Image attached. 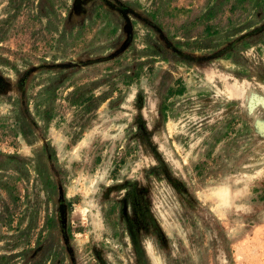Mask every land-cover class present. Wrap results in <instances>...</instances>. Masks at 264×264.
Returning a JSON list of instances; mask_svg holds the SVG:
<instances>
[{
    "label": "rangeland",
    "instance_id": "374dc122",
    "mask_svg": "<svg viewBox=\"0 0 264 264\" xmlns=\"http://www.w3.org/2000/svg\"><path fill=\"white\" fill-rule=\"evenodd\" d=\"M6 1L0 264H264V0Z\"/></svg>",
    "mask_w": 264,
    "mask_h": 264
},
{
    "label": "flooded vegetation",
    "instance_id": "af4514ba",
    "mask_svg": "<svg viewBox=\"0 0 264 264\" xmlns=\"http://www.w3.org/2000/svg\"><path fill=\"white\" fill-rule=\"evenodd\" d=\"M58 2H60V0H58ZM74 9H75V15L76 16H80V17H87L90 15V11H91V6L95 5L96 11L94 14V20H97L101 17H107V11L104 14L100 13V10H108L112 13V15L117 16V18L120 21L126 22L127 24H129V14L130 12H132L131 8H132V3L130 0H74ZM50 3V0H7L5 5H4V9L3 11H11V12H15L16 9L20 6H35V13L38 16H42L43 14L45 15H49L48 10L50 9L47 4ZM8 16V15H7ZM5 17V20H8V17ZM62 17L65 18V14H62ZM62 24V38L64 36V26H65V22L64 19H62L61 21ZM85 25L82 24L81 25V29L84 28ZM113 30V28L111 29ZM114 31V30H113ZM60 37V36H59ZM166 47L170 49L171 52H173L175 55L178 54V51L175 49V47L170 46L168 43H166ZM70 67H72V65H69L67 63H59V62H48V63H44L43 65H41V69H45L47 71H51V70H58V75L60 74L59 71H61V73L65 72V70L69 69ZM32 72V70H28L24 73V79H22L20 81V89H24L27 79L30 75V73ZM63 79V78H62ZM60 82H62V80H60ZM59 82V83H60ZM60 84H57V86H59ZM7 87V84L3 78V76L0 74V90H4ZM59 88L55 87V86H49L48 87V91L49 93L47 94V98L52 99L53 97H55L57 95ZM45 114L47 115V118L49 120V117L51 116V113H49L48 111L45 112ZM27 132V130L25 129L24 125L22 126V131L21 134H25ZM126 201V200H125ZM134 207H137V203L133 200L132 201ZM129 205V202L126 201V206L125 208ZM126 218L127 221V225H128V229H129V233L130 236L132 237V243L135 245V247L138 246V241H137V233L134 230L135 225L133 222L130 221V219ZM137 249V248H136Z\"/></svg>",
    "mask_w": 264,
    "mask_h": 264
},
{
    "label": "trees",
    "instance_id": "16d2710c",
    "mask_svg": "<svg viewBox=\"0 0 264 264\" xmlns=\"http://www.w3.org/2000/svg\"><path fill=\"white\" fill-rule=\"evenodd\" d=\"M208 16H209V17L211 16L210 13L208 14ZM206 34H207V35L210 34V31H209V28H208V27H207V29H206ZM90 99H91V97H88L85 101L90 100Z\"/></svg>",
    "mask_w": 264,
    "mask_h": 264
}]
</instances>
